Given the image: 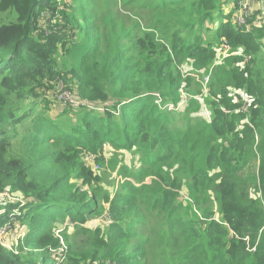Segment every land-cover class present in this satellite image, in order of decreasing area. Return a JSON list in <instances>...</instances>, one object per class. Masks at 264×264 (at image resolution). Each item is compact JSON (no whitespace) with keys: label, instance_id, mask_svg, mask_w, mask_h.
Instances as JSON below:
<instances>
[{"label":"trees","instance_id":"1","mask_svg":"<svg viewBox=\"0 0 264 264\" xmlns=\"http://www.w3.org/2000/svg\"><path fill=\"white\" fill-rule=\"evenodd\" d=\"M71 3L60 11L57 0H0V194H8L0 202V231L18 223L15 233L25 234L17 243L0 235L11 246L0 241V264H58L56 220L69 216L78 225L107 211L112 223L105 230L100 224L97 231H75L82 240L69 245L66 264H264V206L252 195L257 187L264 201V33L235 27L237 0H148L144 10L159 9L156 23L125 34L115 26L101 36L97 0ZM11 13L16 20L4 24ZM57 14L64 23L53 25ZM80 20L91 31L76 41L71 36L83 29ZM167 25L174 29L172 47L160 35ZM224 39L242 55L215 66ZM124 40L139 46L125 48ZM57 83L78 104L54 117L48 111ZM240 89L243 104L235 99ZM157 95L177 111L160 108ZM181 117L187 130L178 125ZM20 126L25 132L17 138ZM175 158L184 167L183 183L164 167ZM250 158L261 162L257 177L237 178ZM119 175L115 188L112 178ZM154 175L158 180L136 186ZM185 187L191 212L178 216L177 205L186 203L175 191ZM150 205L169 217L152 237L139 234L150 254L121 249L119 236L143 228L139 214ZM193 206L206 208L208 222ZM216 206L233 240L213 219Z\"/></svg>","mask_w":264,"mask_h":264},{"label":"rangeland","instance_id":"2","mask_svg":"<svg viewBox=\"0 0 264 264\" xmlns=\"http://www.w3.org/2000/svg\"><path fill=\"white\" fill-rule=\"evenodd\" d=\"M69 3L72 2V0H68ZM148 0H97V4H96V11L98 13L97 16V23H98V36L110 33V31L112 30L113 27H118V28H123L122 30V34L127 33L130 29L137 27H141V28H146L148 25H151L153 23H156V21L159 19V9H154L152 10L151 8H146L144 10L143 4H145ZM154 1V0H153ZM232 1V0H229ZM150 2V1H149ZM58 3V0H57ZM238 3V0H237ZM154 3H149V6H151ZM72 6V3H71ZM230 8L229 5L227 6V8L224 10L223 14H218L217 15V21H216V25L217 28H219V25L221 24V22L224 19V16H226L227 14H229L230 12ZM238 11V8H237ZM235 13V12H234ZM257 11H254L251 15H249L248 19H247V23L250 26V33H254V32H263L264 33V20L261 18L257 17ZM235 14H234V21L236 20ZM17 16L15 13H11L8 14L7 16H5L2 20V22L4 24H7L11 21L16 20ZM54 20V19H53ZM109 20H112V24L111 26L108 25ZM81 24L84 25L83 29H79L76 31V34L72 35V38H75L76 41H80L83 37L87 36L88 33L91 31V26L86 25L87 23L84 20H80ZM173 27L170 25H167L163 28L162 30V34H160L170 45V47H172L173 43L169 40V37L171 36V34L173 33ZM246 32V31H245ZM165 33V35H164ZM264 37V36H263ZM262 41V57H264V38L261 39ZM123 45L125 48H130V49H135L137 48L138 45V41L137 40H124L123 41ZM66 48L65 49H60V56H62V58H66ZM223 53V51H221L219 49L218 51V56L221 57V54ZM230 53L232 55H242L241 51H233V48L230 47ZM173 54H176L173 51ZM231 55V56H232ZM229 56V57H231ZM257 56L259 58H261L258 54ZM228 57V58H229ZM174 59L176 61V63L179 64V59L181 60V57L174 55ZM243 64V61L241 62ZM239 67V64H238ZM59 83H57L55 85V91L52 92L51 96H50V101L52 102V105H50V111H48V113L53 114L54 117L57 116V114H59V111L61 109H63L62 107L65 108H70V107H74L75 105H77L78 103H75V99L73 92H68L64 89L60 90L59 88ZM64 87V86H63ZM58 89V91H57ZM216 91H218V89L216 88ZM238 91V95L237 97H235V99L240 98V102H242L243 104V99L245 97V93L242 89L237 90ZM193 93V91H192ZM43 104V103H42ZM99 111H103V112H108L106 109L101 108V107H97L95 108ZM205 111H207V109H205ZM224 113H228L226 110H224ZM240 111L245 112L246 108L245 105L241 108ZM208 112V111H207ZM117 116L119 114H121V111H117L116 113ZM178 125L181 126L183 128V130H187L189 124H188V119H179L178 120ZM17 131L19 133L17 138H21L24 135V128L22 126L17 128ZM18 140V139H15ZM15 140L13 142H15ZM105 152L107 154L109 153H113L114 149L110 146V145H106L105 146ZM123 159L126 160V162L128 164L133 163L134 161V157L132 154L130 153H122ZM261 162L260 160H258V158L254 159V158H250L249 159V163L247 166H245L243 169L239 170V172L237 173L236 177L241 179V180H246V179H250L253 178V176L257 177V171H258V166H260ZM193 166V164H190ZM164 167L165 170H167L166 172L169 173L173 178H179L180 182L183 183L185 182L186 178H185V171H183V166H181V159L177 160L176 158L173 159L171 162L167 163V165H165ZM256 172V173H255ZM157 179L158 178L154 175L151 177H148L144 180L143 183L136 185L138 187L143 186V185H148L149 183H151L153 181V179ZM114 179V186L116 188V184L117 181H121L122 178L121 176H116L114 178H112V180ZM182 189V188H181ZM179 189L176 190L175 192L177 194H180V196L184 199L185 203L184 205H177V207L179 208L178 211V216H183L184 212H191L189 205H192V202L188 196V190L187 187H185L184 189ZM154 192H157V190H155ZM163 193V190H162ZM8 194L4 193V194H0V202L4 200V197H6ZM252 195L256 200H259L262 202L263 197L262 194L260 193V191H258L257 187L252 188ZM32 201H36L34 198H30ZM21 199L17 198L13 200V203H19ZM263 203V202H262ZM4 205V204H2ZM264 206V204H263ZM2 207V206H1ZM181 207V208H180ZM145 208V207H144ZM143 208V209H144ZM192 212H194L200 219H203L205 221L208 222V219H206V216L208 215L206 208H197L195 206L192 207ZM211 213L213 214V219L215 221H217L218 223H220L221 225H224V227H226V232L224 234H226V236L229 237L230 240L233 237V234L231 233V231L228 229V225L224 219V214H223V210L220 209L219 206H216L214 211H211ZM139 219L143 222V224H141V226H143V228H137L138 232L137 234L136 231H131L129 234H126L124 236H119L120 239L117 241L118 246L121 247V249H129L132 251H136V249H139V247L142 248V251H140V253L138 255H143V257L145 256L146 252H148V255L150 254V249L149 247L146 245L147 243V239H143L139 236V234H143L146 237H152V234L155 230H158L162 227H166L167 223H168V219L169 217L163 212L160 211L158 208H154L152 207V205H150L146 210H144L143 212H141L139 214ZM12 219H9V221H11ZM57 226L53 228V232H54V237H57V239L59 240V242L61 243V248L56 252V256L55 258L60 260V263L58 262V264H66V253L67 250L69 249V245H76L80 240H82L80 235H77L75 233V231L78 228H85V229H89L93 231H97L95 229H97L100 225L102 224L104 226V230L106 229V225L108 223H111L110 218L108 216V211L100 216H90L88 218H86L85 221L81 220V221H77L78 225H76L73 220L68 216L64 219H57L56 220ZM107 223V224H106ZM12 228V229H11ZM17 230H19L18 228V223H17V227L13 228L9 226V222L7 223V225L4 226V228L0 231V235L1 236H10V241L13 243H17L19 240H22L25 237L24 232H21L19 235L18 233H15ZM64 234H68L69 235V239L67 240L66 238H64ZM132 234V235H131ZM260 237H262L264 239V225L262 226V229L260 230ZM1 243H3L2 245L11 250V246H9L7 244V240L6 238L4 239H0ZM93 244V243H92ZM16 251V250H14ZM254 250L252 249L251 252H253ZM136 254V252H135ZM134 254V255H135ZM59 258H58V257Z\"/></svg>","mask_w":264,"mask_h":264},{"label":"built area","instance_id":"3","mask_svg":"<svg viewBox=\"0 0 264 264\" xmlns=\"http://www.w3.org/2000/svg\"><path fill=\"white\" fill-rule=\"evenodd\" d=\"M63 2L66 3L65 6L63 5ZM59 4V10L60 11H65L68 7H69V1L68 0H59L58 1ZM237 8L238 11L236 10V20L235 23L236 25L242 29L243 31L246 32H250V26L247 23V19L249 17V15H251L254 11H257V17L258 18H262L264 20V0H238L237 3ZM55 21L53 22V25H56L57 23H64V20L61 18V16L59 14H57L56 18L54 19ZM58 21V22H57ZM51 32L50 29L46 30V34H49ZM230 47L231 44L229 43L228 40L224 39L220 45V50L223 51V53L221 54V58L218 60V62L215 64L216 65H220L224 59H226L227 57L231 56L232 54L230 53ZM209 82V77H206L203 85L205 87V91L207 92V85ZM59 88L60 90L64 89L66 91H68L67 89H65L63 87L62 83H59ZM70 92V91H68ZM157 102L156 104L162 108V109H166L168 111H177V109L175 108L174 105L172 104H168L163 98L160 97V95H157ZM187 99V96L185 98V100ZM263 204L264 201L262 200ZM238 238V237H237ZM248 241V238L246 239ZM249 247V246H248ZM255 251V248L252 247L251 250ZM250 250V252H251Z\"/></svg>","mask_w":264,"mask_h":264},{"label":"clouds","instance_id":"4","mask_svg":"<svg viewBox=\"0 0 264 264\" xmlns=\"http://www.w3.org/2000/svg\"><path fill=\"white\" fill-rule=\"evenodd\" d=\"M234 22H235V21H234ZM235 27H236L239 31H241V32H243V33L250 34V32H245V31H243L242 29H240V28L236 25V23H235ZM149 184H150V183H149ZM108 216H109L110 221H111V223H112V219H111V217H110L109 211H108ZM231 233L233 234V236L235 235V234L233 233V231H231Z\"/></svg>","mask_w":264,"mask_h":264}]
</instances>
